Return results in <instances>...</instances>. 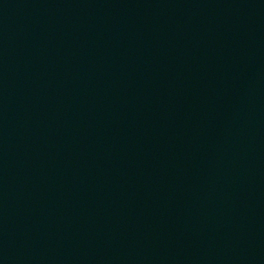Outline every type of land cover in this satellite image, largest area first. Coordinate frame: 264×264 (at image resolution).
<instances>
[{
    "label": "water",
    "instance_id": "1",
    "mask_svg": "<svg viewBox=\"0 0 264 264\" xmlns=\"http://www.w3.org/2000/svg\"><path fill=\"white\" fill-rule=\"evenodd\" d=\"M0 264H264V0H0Z\"/></svg>",
    "mask_w": 264,
    "mask_h": 264
}]
</instances>
